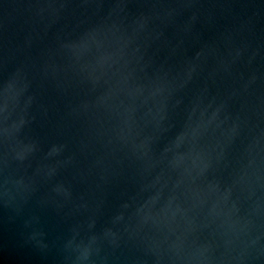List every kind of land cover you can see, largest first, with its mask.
Wrapping results in <instances>:
<instances>
[{
  "label": "water",
  "instance_id": "1",
  "mask_svg": "<svg viewBox=\"0 0 264 264\" xmlns=\"http://www.w3.org/2000/svg\"><path fill=\"white\" fill-rule=\"evenodd\" d=\"M0 264H264V0H0Z\"/></svg>",
  "mask_w": 264,
  "mask_h": 264
}]
</instances>
